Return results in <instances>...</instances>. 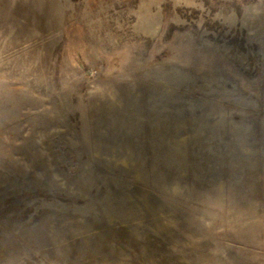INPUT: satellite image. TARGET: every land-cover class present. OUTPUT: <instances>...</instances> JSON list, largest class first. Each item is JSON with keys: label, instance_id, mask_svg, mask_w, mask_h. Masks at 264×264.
Returning a JSON list of instances; mask_svg holds the SVG:
<instances>
[{"label": "rangeland", "instance_id": "obj_1", "mask_svg": "<svg viewBox=\"0 0 264 264\" xmlns=\"http://www.w3.org/2000/svg\"><path fill=\"white\" fill-rule=\"evenodd\" d=\"M0 264H264V0H0Z\"/></svg>", "mask_w": 264, "mask_h": 264}]
</instances>
